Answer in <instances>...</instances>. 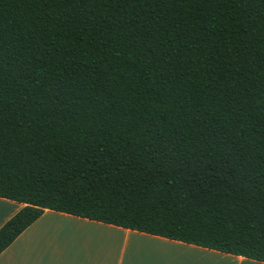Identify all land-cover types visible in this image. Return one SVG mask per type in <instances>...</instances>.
Segmentation results:
<instances>
[{"label": "trees", "instance_id": "trees-1", "mask_svg": "<svg viewBox=\"0 0 264 264\" xmlns=\"http://www.w3.org/2000/svg\"><path fill=\"white\" fill-rule=\"evenodd\" d=\"M0 198L264 263V0H0Z\"/></svg>", "mask_w": 264, "mask_h": 264}, {"label": "crops", "instance_id": "crops-1", "mask_svg": "<svg viewBox=\"0 0 264 264\" xmlns=\"http://www.w3.org/2000/svg\"><path fill=\"white\" fill-rule=\"evenodd\" d=\"M22 204L0 198V228ZM0 264H264L240 256L44 210Z\"/></svg>", "mask_w": 264, "mask_h": 264}]
</instances>
